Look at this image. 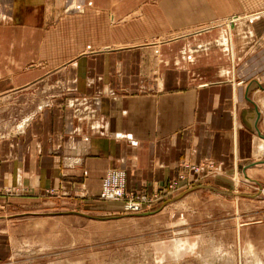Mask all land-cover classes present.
Wrapping results in <instances>:
<instances>
[{"label": "crops", "instance_id": "crops-1", "mask_svg": "<svg viewBox=\"0 0 264 264\" xmlns=\"http://www.w3.org/2000/svg\"><path fill=\"white\" fill-rule=\"evenodd\" d=\"M32 1L15 10L0 1V79L17 77L0 80V94L35 82L49 100L22 130L0 139V187L18 176L25 199H39L47 187L97 191L106 171L119 167L127 190L153 192L184 164L209 161L226 169L264 154L257 149L264 135L251 130L256 113L246 107L247 83L264 76V45L246 57V67L233 68L241 33L242 48L263 42L264 21L246 19L231 24L230 34L215 28L157 48L80 55L91 43L133 45L254 16L264 12V0H56L61 7L52 10Z\"/></svg>", "mask_w": 264, "mask_h": 264}, {"label": "rangeland", "instance_id": "rangeland-1", "mask_svg": "<svg viewBox=\"0 0 264 264\" xmlns=\"http://www.w3.org/2000/svg\"><path fill=\"white\" fill-rule=\"evenodd\" d=\"M0 1L10 3L14 10L30 2ZM43 1L51 10L61 7L56 0ZM31 4L39 1L33 0ZM246 16H230L171 36L135 41L133 45L89 43L80 55L107 54L111 49L131 46L157 48L161 42L215 28L230 34L231 24L246 19L264 21V12L252 18ZM243 17L241 22H234ZM241 34L233 68L246 67V57L264 45V41L255 42L250 44L251 49L249 44L247 49L242 48L247 43L243 38L246 33ZM76 43L82 45L80 41ZM231 45L230 40V48ZM61 48L64 50L58 47ZM187 51V59L193 60L194 50ZM60 55L54 58L67 59ZM75 61L69 64L74 66ZM15 73L4 74L0 80L17 81ZM33 84L0 94V139L22 130L39 104L48 102L46 96L50 92L35 91ZM246 93L251 104L247 103L246 107L256 113V120L261 114L251 130L256 133L257 129L262 136L264 76L248 82ZM257 149L264 151V140L257 143ZM240 164L226 169L209 161L184 164L182 172L158 185L153 192L127 190L125 170L113 167L106 171L97 191L80 189L70 194L47 187L37 200L21 196L24 187L17 176L13 186L0 187V264H264V154ZM115 172L122 174V192L119 190L121 194L117 195L114 191L116 195L108 199L102 191L107 174L112 173L109 189L121 188Z\"/></svg>", "mask_w": 264, "mask_h": 264}, {"label": "bare ground", "instance_id": "bare-ground-1", "mask_svg": "<svg viewBox=\"0 0 264 264\" xmlns=\"http://www.w3.org/2000/svg\"><path fill=\"white\" fill-rule=\"evenodd\" d=\"M247 17H250V18H252L253 16H251V15H249V16H247ZM238 20V19H237ZM236 20V21H237ZM260 119V116H259V114H258V119H257V121ZM261 163V162H260ZM116 173V177L119 179V181H120V189H117V187H113V189H109V186H108V183H109V181H108V179H109V177H110V180H111V176H112V173H109V174H107V177L105 178V181H104V183H103V186H102V191L104 192L103 193V196L105 197V195L104 194H106V197H108V199L109 198H113L115 195H116V193H114V191H116L117 192V195H120L121 194V192H122V180H121V176H122V174H120L119 172H115ZM111 174V175H110ZM114 178V177H113ZM111 182V181H110ZM114 182V181H113ZM119 190H121V192L119 191ZM175 255L177 254V252H175L174 253Z\"/></svg>", "mask_w": 264, "mask_h": 264}, {"label": "water", "instance_id": "water-1", "mask_svg": "<svg viewBox=\"0 0 264 264\" xmlns=\"http://www.w3.org/2000/svg\"><path fill=\"white\" fill-rule=\"evenodd\" d=\"M99 219H106V218H105V217H104V218L101 217V218H99Z\"/></svg>", "mask_w": 264, "mask_h": 264}]
</instances>
